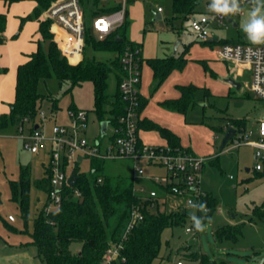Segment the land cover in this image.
<instances>
[{
	"label": "rangeland",
	"instance_id": "rangeland-1",
	"mask_svg": "<svg viewBox=\"0 0 264 264\" xmlns=\"http://www.w3.org/2000/svg\"><path fill=\"white\" fill-rule=\"evenodd\" d=\"M55 1L57 0L53 2ZM18 2L20 3H12L9 8L3 7V11L9 18V23L14 20L17 6L26 8L34 0H20ZM118 2L120 0L99 2L95 8H107L113 4H119ZM239 2L245 15L241 18L234 16V23L238 24V31L242 33L247 44L257 45L247 40L241 28V24L247 19V13L251 11L253 5L243 3L242 0ZM211 3L212 0H204L202 3L196 4L191 15L210 16L212 11L209 10L208 6ZM126 5L127 11L133 5L138 7V18H135L134 22L133 19L129 20L128 15L126 17L128 32L131 29L130 24L133 25L136 22L140 28V30L138 29L140 34H151L155 46L159 47L158 54L161 56L168 54V51L164 50L165 46H173L172 53L175 52L179 39L173 40L172 32L186 31L190 23L184 14L175 10L174 0H127ZM49 8L45 12V17ZM159 8L160 11H158ZM156 14H160L161 19H156ZM89 23H92V17H90ZM213 24L212 28L217 26L214 32L220 36V39H236L237 28L233 27L232 23L227 22L225 23L226 26ZM15 28V25L10 23L8 31L14 35L22 31L20 29L15 30ZM50 31L53 34L54 42L59 47L60 43L56 40L60 36L53 30V25L50 26ZM96 36L101 39L99 34L96 33ZM12 37L14 38V36ZM127 38L128 40H126L130 41L129 35ZM47 44L48 42L46 46ZM88 52L90 55L91 52ZM98 57V59H102L101 54ZM197 64L203 73L204 70L208 72L206 63L199 61ZM243 86L241 90L227 88L225 91L214 94H206L207 86L199 89L196 93V102L189 106L186 113H180L183 120L178 121L179 118L176 119V122H184L183 125L179 126L178 124L174 128L175 131L166 127L175 136L184 138L186 143L182 144L183 149L191 150L197 156L208 159L201 174L202 190L216 198L218 208H216L211 219L203 221L204 230L197 231L195 223L191 219L192 216L198 218L197 208L188 206L183 198L169 197L166 206L167 212L173 213L179 209H185L188 215L182 224L164 230L160 258L153 264H177L179 261L183 264H200L190 258L193 253L208 255L211 264H220L221 261H225L227 264H247V256L255 253L260 256L264 255V169L260 173L255 171V150L247 144L233 148V143L229 142L223 151L220 150L225 135L222 129L227 126L232 128L231 122L233 120L243 121L245 123L243 132L249 134L255 126L257 127L258 121L264 119V101L256 98L249 89L246 90L245 84ZM115 89L116 80L113 77L110 91L113 93ZM39 92L44 96L57 99L59 103L57 111H54L49 103L44 106L47 115L45 121L47 134L51 133L50 130L54 125H69L70 108H74L88 112L87 131L82 136L92 141L103 139L101 135L102 122L95 112L94 89L91 82L71 87L68 83L61 85L58 80L51 79L40 83ZM156 105L158 106V104ZM158 111L159 109H155V112ZM165 111L169 112L167 109ZM168 116L170 115L168 114ZM157 125L161 126L159 123ZM19 128L20 125L16 124L0 130V193L2 195L0 254L25 252L32 258L33 264H41L37 257L36 248L26 246V244L30 241L29 234L33 233L35 222L42 214L48 201L47 192L40 184L45 182L47 178L46 167L50 159V143L45 142L39 153L28 152L24 148V141L21 136L30 134L32 127L26 124L23 134ZM241 132H238L237 136ZM93 160L92 157H86L84 161L77 162L76 166L81 173H94L95 162ZM27 168L30 170L31 190L28 215L25 219L19 204L12 199L10 182L19 181L22 170ZM145 170L148 174L151 173V169L145 168ZM163 171V169H158L157 172L160 174ZM134 173L132 161L107 159L103 160L102 169L98 175L111 178H133ZM137 182L138 184L142 183L141 180ZM155 187L152 183H146L147 190ZM10 216L14 218L13 222L9 221ZM230 224L242 225L243 234L239 241L237 243L219 242L215 238L217 230ZM188 228L192 231L188 232ZM80 249V243L71 245L73 253H78Z\"/></svg>",
	"mask_w": 264,
	"mask_h": 264
},
{
	"label": "trees",
	"instance_id": "trees-1",
	"mask_svg": "<svg viewBox=\"0 0 264 264\" xmlns=\"http://www.w3.org/2000/svg\"><path fill=\"white\" fill-rule=\"evenodd\" d=\"M0 1L12 4L20 0ZM53 1L34 0L36 6L33 11L29 15L21 17V28L28 21L38 22V33L41 35V40L38 42L37 51L29 56L27 62L18 67L15 100L10 105L8 113L0 114V130L16 124L25 129L27 124L32 127V132L39 125L41 126L39 113L44 111L46 104L49 103L53 110L57 111L59 109L58 100L44 96L39 92L40 83L51 79L58 80L61 85L68 83L71 87L91 82L94 89L96 114L101 122L107 121L110 127L115 128L127 107L120 92V84L124 79L122 56L128 46L137 47L125 38L126 19L122 26L104 38L100 37L101 39L96 36L93 20L98 16L120 10L121 5L113 4L107 8L96 9L95 7L101 1L80 0L85 25L84 48L82 60L74 65L62 54L54 42L53 34L50 31L53 21L45 17V12ZM196 1L174 0V8L176 11L188 15L193 13ZM90 17H92V23H89ZM7 24V14L0 13V45L6 42ZM18 35L19 33L14 38ZM208 43L211 44V40ZM227 43L241 42L226 41L223 44ZM88 51L91 52L90 55ZM99 54L102 55L101 60L98 59ZM149 63L154 71V89H157L169 73L177 68L174 58L150 60ZM1 72H4V69H1ZM113 77L116 80V89L112 93L110 86ZM179 90L181 92L179 99L165 101L162 106L169 111L184 114L189 106L196 102V93L199 88L192 85L180 86ZM206 94H210V92L207 90ZM143 105L144 102L140 97L139 112ZM70 109V111L77 110ZM231 124L232 128L236 130L235 134L244 130L245 123L243 121L233 120ZM138 127L139 129L143 127L156 130L168 141L170 148L183 149L180 147L179 138L166 128L149 120L140 121L139 118ZM229 128L227 126L222 131L225 133ZM93 159L95 172L81 173L76 166L73 173L78 175L77 183L74 186L65 187L60 208L50 212L46 211L52 176L48 163L46 181L40 184L47 192L48 201L42 214L35 222L33 233L29 234L30 241L26 246L36 248L41 264H153L160 258L164 230L182 224L188 215L187 211L179 209L173 213L167 212L168 198L173 196L164 195L160 189L157 190L159 194L155 198L137 194L134 191V178H111L98 175L104 159ZM261 171L256 172L260 173ZM99 180L101 181L99 182ZM10 186L12 199L19 204L22 215L26 219L31 190L30 170L23 169L20 180L10 182ZM75 189L81 193L78 198L73 194ZM201 204L207 205V212L200 209ZM201 204L196 207L198 219L203 218L205 222L212 218L218 208V201L206 192V197ZM135 209H138L144 218L124 238L132 212ZM242 234V225L230 224L220 227L215 238L219 242L237 243ZM121 241H123L124 250L121 251L119 259L112 263L105 262L103 256L107 250ZM73 243L81 244L78 253L71 251ZM190 256L200 264H211L210 257L204 253H193ZM220 264H227V262L221 261Z\"/></svg>",
	"mask_w": 264,
	"mask_h": 264
},
{
	"label": "built area",
	"instance_id": "built-area-1",
	"mask_svg": "<svg viewBox=\"0 0 264 264\" xmlns=\"http://www.w3.org/2000/svg\"><path fill=\"white\" fill-rule=\"evenodd\" d=\"M105 2L108 0H99ZM248 3L252 0H242ZM127 0H121V9L96 17L93 20V28L97 34L104 38L125 23ZM212 4V3H211ZM209 4L208 8L210 10ZM161 9L159 8L158 11ZM244 11L235 15L222 16L214 12L201 15L191 20L190 28L196 38L201 42H207L210 37V26L213 23L225 25L227 18L243 17ZM46 17L60 27L56 40L62 54L71 61V57L82 56L84 48V14L80 0H57L52 3ZM234 21V19H233ZM57 39V37H56ZM219 59L227 62L248 65L251 69L252 78L249 90L260 100L264 101V45H251L245 43L223 44L218 50ZM122 69L124 79L120 84L122 98L127 103L125 113L120 117L118 126L115 128L108 125L103 139L92 141L82 136L85 135L88 125V113L85 110L70 111L69 125H54L49 134L46 133L45 111L39 113L41 126L34 129L28 135H22L24 148L31 153H39L45 142L50 143L49 169L51 170V189L49 191V203L46 211L50 212L60 208L65 192L69 186L68 180L76 168L78 158L86 157L99 159H124L134 164L135 192L148 198L158 196L157 190H162L164 195L183 198L188 206L197 207L206 197V192L201 187V174L207 158L196 156L193 152L185 149H172L169 146H149L142 144L139 139V108L141 84V53L139 48L128 46L122 56ZM257 133L243 132L239 136L234 135L230 141L233 148L247 144L255 150L256 171H261L264 166V119L258 122ZM24 127L19 131L24 133ZM106 139V141H104ZM106 142V143H105ZM145 168L151 170L163 169V174L154 171L147 173ZM71 170V172H69ZM138 179L142 183L138 184ZM101 180H99L100 182ZM146 183H152L155 188L147 190ZM77 198L80 196L78 189L73 193ZM152 207L154 205H151ZM144 216L138 209L132 212L127 226L129 233ZM10 221H14L12 216ZM188 232L192 229L188 228ZM123 241L111 246L104 254L105 262L112 263L119 259L124 250ZM124 260V259H123ZM177 264H182L179 261Z\"/></svg>",
	"mask_w": 264,
	"mask_h": 264
},
{
	"label": "crops",
	"instance_id": "crops-1",
	"mask_svg": "<svg viewBox=\"0 0 264 264\" xmlns=\"http://www.w3.org/2000/svg\"><path fill=\"white\" fill-rule=\"evenodd\" d=\"M109 1V0H108ZM121 1V0H120ZM20 3V2H14ZM120 4V2H118ZM17 4V5H18ZM8 5V6H7ZM12 4H8L5 1H0V13H5L3 7H11ZM36 3L32 2L28 7L17 6L16 13L14 15V20L10 23L15 25V30H22L19 32L18 38H13L15 36L10 33V23L8 18L7 29L5 31L6 42L0 45V114L8 113L10 110V105L15 100V87L17 81V71L18 67L29 60V56L37 51L38 42L41 40V35L38 33L39 24L36 21H28L21 28V17L29 15L35 8ZM127 8V5H126ZM138 7L133 5L126 14L129 16V20L137 17ZM192 14V13H191ZM185 15V18L191 23V20L197 15ZM161 17L160 14H156ZM192 16V17H191ZM53 25V30L57 33L62 32L59 26ZM130 32H128V24L125 27V38L129 40L140 49L141 53V84L139 86L140 97L144 102L142 110L139 112V120H149L155 124L159 123L164 128L168 127L172 131L176 126H182L183 123L176 122V119L180 121L183 120L180 113L175 111L166 112L162 105L165 101L175 100L181 97V92L179 90L180 86H196L199 89L207 86V90L210 93H218L225 91L227 88H235L229 82L228 79L234 80L236 83L240 84L241 90L245 84L246 90L249 89L250 81L252 78L251 69L248 65L238 64L235 62H227L219 59L218 50L223 45L224 42H242L247 44L242 33L239 30L237 23H232L233 27L237 28L236 39L222 40L220 36L216 35L214 32V24L210 26L211 44L207 42L199 41L195 34L192 32L190 25L186 31H174L172 32L173 40L179 39L178 46L173 52V46H165L167 55L161 56L158 54L159 47L155 46L151 34L144 35L138 32L137 23H132ZM226 26V25H225ZM13 34V35H12ZM191 35V37H190ZM12 37V38H11ZM213 38H216L212 41ZM201 44V45H200ZM206 45V46H204ZM76 60H72V59ZM174 58L177 63V68L173 69L163 83L154 89V71L151 67L149 61L156 59H172ZM82 60V56L76 55L71 57V62L74 65L78 64ZM206 63L208 67V72L204 73L197 62ZM196 65V66H194ZM196 67V68H194ZM198 68V69H197ZM4 69V72H1ZM196 69V70H195ZM197 71V73H196ZM252 93V92H251ZM254 95V94H253ZM255 96V95H254ZM256 97V96H255ZM257 98V97H256ZM156 101V102H155ZM158 104V106L156 104ZM155 109H159L155 112ZM168 113L170 116H168ZM185 120V119H184ZM260 121V120H259ZM258 121V122H259ZM258 126V125H257ZM228 130V129H227ZM226 130V132H227ZM258 127H254L251 131L257 133ZM175 131V130H174ZM225 132V133H226ZM179 138L180 147L183 148L186 142L184 138L177 136ZM139 139L142 144L149 146H168V141L156 130H151L141 127L139 129ZM191 151V150H189ZM192 152V151H191ZM196 155V154H195ZM197 156V155H196ZM204 170V168H203ZM152 171V170H151ZM156 171V170H153ZM158 171V169H157ZM156 171V173H158ZM203 172V171H202ZM161 172L160 174H163ZM159 174V173H158ZM138 181H140L138 179ZM142 181V180H141ZM202 187V183H201ZM13 222V221H10ZM253 256H260L259 254H253L247 256V264L249 259ZM0 264H33L32 258L25 252L20 253H8L0 254ZM229 264V263H228Z\"/></svg>",
	"mask_w": 264,
	"mask_h": 264
},
{
	"label": "clouds",
	"instance_id": "clouds-1",
	"mask_svg": "<svg viewBox=\"0 0 264 264\" xmlns=\"http://www.w3.org/2000/svg\"><path fill=\"white\" fill-rule=\"evenodd\" d=\"M252 9L247 13V19L241 24V28L247 40L252 44H264V4L261 0H252ZM210 10L218 15L229 16L242 13L239 0H212ZM200 209L207 212V205L201 204ZM197 231H203L205 225L203 218L192 216Z\"/></svg>",
	"mask_w": 264,
	"mask_h": 264
},
{
	"label": "water",
	"instance_id": "water-1",
	"mask_svg": "<svg viewBox=\"0 0 264 264\" xmlns=\"http://www.w3.org/2000/svg\"><path fill=\"white\" fill-rule=\"evenodd\" d=\"M204 0H197L196 4H200L202 3ZM261 3L264 4V0H261ZM249 5H252V1H248ZM156 19H161V17L159 15H156ZM227 22L228 23H233V19L232 18H227ZM118 40H122L120 38H117ZM216 38H213L212 41H214ZM228 82L235 87L236 89H239L241 86L239 83H236L234 80H232L231 78L228 79ZM108 125L109 123L107 121H104L101 123V135L105 136L106 135V131L108 129ZM236 133V130L234 128H229L227 130V132L224 135V138L222 140L221 146H220V150L223 151L225 149V147L227 146V144L233 139L234 135ZM83 158L79 157L78 158V162H82ZM249 171V170H247ZM78 181V175L77 173H73L69 180H68V184L69 186H74ZM2 195L0 193V205L2 204V199H1ZM248 264H264V255L263 256H253L251 257V259H249Z\"/></svg>",
	"mask_w": 264,
	"mask_h": 264
}]
</instances>
